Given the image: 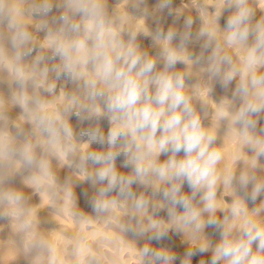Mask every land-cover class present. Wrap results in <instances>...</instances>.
I'll return each instance as SVG.
<instances>
[{"label": "clouds", "instance_id": "1", "mask_svg": "<svg viewBox=\"0 0 264 264\" xmlns=\"http://www.w3.org/2000/svg\"><path fill=\"white\" fill-rule=\"evenodd\" d=\"M171 4L159 0L157 8L172 16ZM54 7L62 9L58 16H50ZM223 7L234 10L223 29L220 13L195 33L192 17L185 19L183 31L157 28L151 35L159 51L150 55L138 42L140 30L117 25L105 0H28L27 7L18 0H0V70L14 86L11 104L21 108V119L30 126L26 131L13 124L15 131H10L9 117L0 108V216L15 220L27 237L26 252L38 257L47 252L49 264H59L55 249L37 233L23 193L4 185L15 172L26 170L29 183L48 190L55 203V158L95 190L87 200L94 213L123 211L129 221L120 225L122 230L157 243L170 230L201 237L183 259L169 249L146 245L139 253L144 264H190L209 252L206 264H264V202L248 208V202L264 196V175L259 174L264 172V127L259 126L264 114V20L253 22L249 0H223ZM30 26L45 37L40 51L27 60L37 50ZM201 41L197 55L189 45ZM178 63L199 67L208 86L190 87V71L177 70ZM60 81L74 87L62 86L57 97ZM233 81L232 97L219 105L215 119L227 121L241 151L248 150L239 171L220 168L224 154L215 147L216 127L204 123L211 85L227 90ZM72 117L89 122L88 127L77 132ZM101 120L109 125L106 133ZM118 159L130 171H121ZM134 185L144 191L138 194ZM222 187L232 196L230 203L218 196ZM62 190L65 200L75 202L67 184ZM206 228L215 229L220 239L213 243L203 238ZM93 259L77 241L64 264H92Z\"/></svg>", "mask_w": 264, "mask_h": 264}, {"label": "bare ground", "instance_id": "2", "mask_svg": "<svg viewBox=\"0 0 264 264\" xmlns=\"http://www.w3.org/2000/svg\"><path fill=\"white\" fill-rule=\"evenodd\" d=\"M18 2L21 7H27L28 0H18ZM158 3L159 0H105L108 14L117 25H122L126 29L140 30L137 37L138 42L150 55H156L159 51V46L154 43L151 35L157 28H162L166 32L170 27L175 26L179 31H183L185 19L192 17L194 20L192 32L195 33L203 24L211 21L217 13H220L218 23L223 29L227 17L234 11H225L223 0H172L171 11L173 15L169 16L167 10H158ZM249 5L255 13L253 22L264 20V0H249ZM61 11L62 9L54 7L50 16H58ZM24 19L27 21L31 18L25 16ZM30 31L35 37L34 42L37 45V50L33 52L32 57L26 58L27 60H31L40 51L39 44L45 37L44 32H36L31 26ZM174 43H178V41H174ZM201 43L202 41L189 45L190 50L199 55ZM232 54L234 58H237L236 53L233 52ZM176 69L190 71L189 79L186 81L190 87L199 85L201 89H204L209 84L207 75L200 72L197 66L188 69L184 64L178 63ZM235 83L233 81L227 90L222 89L218 83L211 85L212 91L207 93L206 104L209 116L204 123L206 126L216 127L218 139L215 147L221 148L224 154L220 168L227 170L235 167L239 171V168L243 167V159L248 150L241 151L239 140L229 129L227 121L215 119L219 105L225 99H231ZM62 86L67 90H72L74 87L71 84L65 85L63 81L58 82L57 97ZM13 87L7 73L0 70V102H2L0 108L9 117V130L14 132L15 128L12 125L17 124L27 131L30 126L22 121L21 108L10 102ZM49 98L51 99V97ZM197 108H199V104H197ZM71 123L77 132L89 125V122L79 123L75 117L71 118ZM99 123L106 133L109 127L108 123L105 120H101ZM259 126L264 127V114L261 116ZM92 147L99 150L102 146L94 144ZM181 155L183 154L181 153ZM237 156L241 157L239 161L236 160ZM164 159L166 157L162 155L161 160ZM261 163L264 164V157L261 158ZM51 166L57 180L58 197L55 199V203L52 202L48 190L44 188L37 190L34 185L29 183L31 173L23 169L15 172L4 187H11L23 193L26 198V207L31 208L34 212L37 233L43 236L55 249L60 258L59 264L71 260V250L77 241L82 242L84 248L95 257L92 264H144L139 253L140 249L146 245L153 248L169 249L183 259L185 252L194 246V243H198L201 238H193L185 234L177 235L170 230L168 238L157 243L148 240L147 236L140 237L133 232L122 230L120 225L122 223L127 224L129 218L123 214L121 209L98 216L87 203L95 191L92 186L81 181L73 169L58 159L53 158ZM117 167L125 173L130 171V169L121 167L120 159L117 160ZM259 174L264 175V172ZM65 184L73 191L75 202L65 200L62 190ZM133 188L138 194L144 191L142 187L136 185ZM184 191H189L187 185L184 186ZM218 196L227 203L232 200V196L228 195L227 190L223 187ZM261 202H264V196L259 197L255 204L248 202V208L251 210L259 206ZM3 211L4 209L0 208V212ZM159 215L167 219L165 211H161ZM218 215L222 216L223 214L218 213ZM260 217L264 218V209L261 210ZM15 225L16 222L13 218L0 216V264H49L47 252L39 257L34 251L26 252L27 237L20 233ZM202 236L213 243L220 239L219 234L213 228H206ZM210 258L211 252L203 253L193 257L190 264H198L201 260H204L206 264ZM175 264H179V261Z\"/></svg>", "mask_w": 264, "mask_h": 264}]
</instances>
